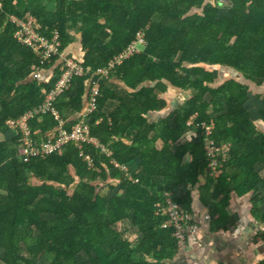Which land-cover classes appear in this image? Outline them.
Instances as JSON below:
<instances>
[{
  "label": "trees",
  "instance_id": "trees-1",
  "mask_svg": "<svg viewBox=\"0 0 264 264\" xmlns=\"http://www.w3.org/2000/svg\"><path fill=\"white\" fill-rule=\"evenodd\" d=\"M2 0L0 7V264H175L174 228L164 226L167 198L186 213L194 195L214 228H225L231 194L264 204V0ZM30 14L39 34H58L59 54L43 60L15 36L10 16ZM143 32L146 45L100 81L87 118L94 143L72 142L29 157L22 133L10 128L43 104L76 43L82 76H72L54 101L58 114L28 120L34 144L82 119L92 77ZM63 56V57H62ZM231 77L216 85L213 71ZM38 73L41 79L34 75ZM119 81L125 88L115 87ZM169 88L187 96L167 109ZM117 101L103 112L107 101ZM208 128L210 134H207ZM196 132L198 140L187 133ZM228 147L209 167L205 140ZM136 168L133 170V166ZM126 168L128 171H123ZM187 189L176 197V189ZM193 222V218H192Z\"/></svg>",
  "mask_w": 264,
  "mask_h": 264
},
{
  "label": "built area",
  "instance_id": "built-area-1",
  "mask_svg": "<svg viewBox=\"0 0 264 264\" xmlns=\"http://www.w3.org/2000/svg\"><path fill=\"white\" fill-rule=\"evenodd\" d=\"M1 6L2 0H0V7ZM10 20L17 27L15 36L19 39V41L22 44L31 47L43 60L50 59L52 56L59 54L60 43L58 41V34L54 33L51 40L42 37L38 32L39 26L36 19L30 14L27 13L23 17L10 16ZM144 45H146L144 34L143 32H140L137 34L136 39L126 48V50L109 63L107 68L98 69L92 77L93 79L88 104L81 115L83 120L74 125L70 131L59 128L57 131L51 132L48 134V141L36 145L31 139V131L28 126V120L35 115H43L47 112L55 113L56 117H58L53 105L56 97L61 94L63 90L68 88L72 76H82L84 74V68L80 62L75 61L73 58L66 59L65 64L61 67L62 75L59 81L56 83L54 89L47 94L43 104L40 105L39 108L26 113L20 119L8 121L10 128H17L22 133L20 143L21 147L25 148V154L28 158L34 156H45L69 142H72L80 149L82 148L81 144L84 142L97 144L96 140L90 136L86 118L93 113L96 108V99L99 95L100 81L102 78L107 77L111 68H113L116 64L121 63L124 58L140 52ZM34 76L41 79V76L38 73ZM207 134H210L209 128L207 130ZM205 148L210 161L209 167L212 170H215L218 165L216 157L221 156L224 158L226 156V152L228 151V147L225 145H218L212 140L206 139ZM166 202L167 206L163 209V213L168 215V219L165 221L164 226L174 228V235L177 238L178 246L179 248H183L186 245L189 234L195 231L197 225L192 222L193 216L186 213L185 210L179 204L173 202L170 197L167 198Z\"/></svg>",
  "mask_w": 264,
  "mask_h": 264
},
{
  "label": "crops",
  "instance_id": "crops-1",
  "mask_svg": "<svg viewBox=\"0 0 264 264\" xmlns=\"http://www.w3.org/2000/svg\"><path fill=\"white\" fill-rule=\"evenodd\" d=\"M68 54L81 58L82 53L77 43L71 47ZM208 70L212 71L207 67ZM214 69V68H213ZM220 79H229L226 69L218 70ZM225 76V77H224ZM219 79V80H220ZM218 80V81H219ZM115 87L125 88L119 81H113ZM187 95L182 91L169 88L164 95L167 100V109L147 115L149 121H155L166 115L171 109L180 105ZM118 105L117 101L109 100L104 106L105 114L111 112ZM196 132L187 133V138ZM197 135V134H196ZM195 138V137H194ZM198 139V135H197ZM136 166H133V170ZM123 171H128L126 168ZM183 186L178 187L180 190ZM187 189V188H186ZM181 197L182 195H176ZM253 194L233 193L229 199L230 220L225 228H214L210 221L204 219L208 216L206 208L200 204L194 195L193 223L198 226L194 234H189L186 245L179 248L173 259L175 264H264V204L260 206V215L252 214L251 199Z\"/></svg>",
  "mask_w": 264,
  "mask_h": 264
},
{
  "label": "rangeland",
  "instance_id": "rangeland-1",
  "mask_svg": "<svg viewBox=\"0 0 264 264\" xmlns=\"http://www.w3.org/2000/svg\"><path fill=\"white\" fill-rule=\"evenodd\" d=\"M218 1H219V3H220L221 5L224 6V9H222V10L220 11V15H227V14H228V11L226 10V7L229 6L227 0H218ZM208 68H210V69L212 68L211 70L213 71L215 77H218V73H217V72H218V70H221L220 67H211V66H209ZM213 68H214V69H213ZM227 75L229 76L228 78L231 77V74H230V73H227ZM224 77H225V76H224ZM219 79H220V78H216V85L221 84V83L224 81V79H220V80H219ZM218 80H219V81H218ZM225 80H226V79H225ZM248 108L250 109V111H251V113H252V115H253L254 121H255L256 125L258 126V128L264 131V122L262 121L261 117L259 116L260 103H259L257 100H255V99L253 98V96L250 97V102H249V104H248ZM194 137H195V138H194ZM194 137H193V136L191 137V135L189 136L190 139L197 141L198 139H197V135H196V134L194 135ZM177 189H178V188H177ZM185 191H186V187L183 186V187L180 188L179 191L176 190V195H183V194L185 193ZM228 211H229V210H228ZM204 219L206 220V222L209 221V216H205ZM197 230H198V226H196L195 231H193V232L190 233V234H194V233H196ZM0 253H1V252H0ZM0 255H1V254H0ZM86 261H87V259L84 258V256H83V263H86V264H87ZM37 264H48V261L45 260V259H42V260L39 261Z\"/></svg>",
  "mask_w": 264,
  "mask_h": 264
}]
</instances>
